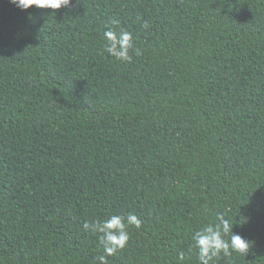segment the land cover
Wrapping results in <instances>:
<instances>
[{
    "label": "trees",
    "instance_id": "16d2710c",
    "mask_svg": "<svg viewBox=\"0 0 264 264\" xmlns=\"http://www.w3.org/2000/svg\"><path fill=\"white\" fill-rule=\"evenodd\" d=\"M129 213L108 264H198L218 213L250 246L212 264H264V0H0V264H98Z\"/></svg>",
    "mask_w": 264,
    "mask_h": 264
},
{
    "label": "clouds",
    "instance_id": "9594fccd",
    "mask_svg": "<svg viewBox=\"0 0 264 264\" xmlns=\"http://www.w3.org/2000/svg\"><path fill=\"white\" fill-rule=\"evenodd\" d=\"M9 2L21 11H26L33 6L41 9L60 10L65 8L72 10L77 6L79 0H76V3H73V0H9ZM109 23L117 25L119 21L111 20ZM142 27L147 29L148 22L143 21ZM104 41V52L121 62H131L130 49L136 55H140L139 49L133 47L132 33L125 29L121 28L117 32L109 27L104 32ZM133 225L137 228L141 225L140 219L133 213H129L126 218L113 214L102 221L84 222L83 229L98 234L99 243L103 247V254L95 258L98 264H108L109 256L126 247L129 241L128 229ZM191 238L193 246L197 250L198 264H212L214 259H219L221 255L231 257L235 253L247 256L249 252V242L235 233L233 224L219 213L215 223H209L195 231ZM178 259L181 261L184 259L183 253L179 254Z\"/></svg>",
    "mask_w": 264,
    "mask_h": 264
}]
</instances>
